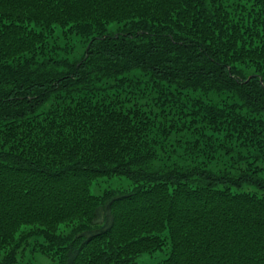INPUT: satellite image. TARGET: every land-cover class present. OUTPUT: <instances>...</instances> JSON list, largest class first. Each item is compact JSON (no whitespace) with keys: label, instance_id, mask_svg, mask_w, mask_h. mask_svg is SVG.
Listing matches in <instances>:
<instances>
[{"label":"trees","instance_id":"trees-1","mask_svg":"<svg viewBox=\"0 0 264 264\" xmlns=\"http://www.w3.org/2000/svg\"><path fill=\"white\" fill-rule=\"evenodd\" d=\"M29 239L264 264V0H0V264Z\"/></svg>","mask_w":264,"mask_h":264},{"label":"rangeland","instance_id":"rangeland-1","mask_svg":"<svg viewBox=\"0 0 264 264\" xmlns=\"http://www.w3.org/2000/svg\"><path fill=\"white\" fill-rule=\"evenodd\" d=\"M123 187L127 188L128 186L123 184ZM33 241L41 242V239H37V240L29 239V240H27L26 241L27 243L24 246H22V248L19 250L18 257L20 255L21 256L23 255L27 259L28 258L32 259L31 260L32 264H49V260L46 257H44L40 254L35 255L31 252ZM0 258H1V256H0ZM162 258H163V254L159 253V252L153 253V254H143L138 258V263L139 264H155V263L160 262Z\"/></svg>","mask_w":264,"mask_h":264},{"label":"bare ground","instance_id":"bare-ground-1","mask_svg":"<svg viewBox=\"0 0 264 264\" xmlns=\"http://www.w3.org/2000/svg\"><path fill=\"white\" fill-rule=\"evenodd\" d=\"M157 253V252H156Z\"/></svg>","mask_w":264,"mask_h":264}]
</instances>
